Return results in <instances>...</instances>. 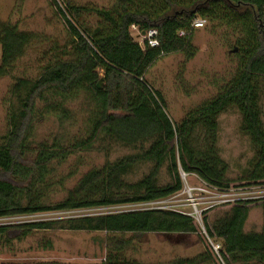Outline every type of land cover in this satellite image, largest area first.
Here are the masks:
<instances>
[{
    "label": "trees",
    "instance_id": "1",
    "mask_svg": "<svg viewBox=\"0 0 264 264\" xmlns=\"http://www.w3.org/2000/svg\"><path fill=\"white\" fill-rule=\"evenodd\" d=\"M52 5L64 21V38H44L0 18V77L11 76L14 81L7 132L0 138V219L166 200L183 190L182 173L228 189L233 181L227 179L229 166L220 157L218 119L231 109L241 115V131L254 151L243 186L264 184V0H113L106 9L68 2L65 11L54 0ZM87 16L96 20V26L92 28ZM198 17L236 45L238 63L215 98L174 123L163 95L147 75L170 55L184 54L187 61L195 57V31L185 37L179 33L190 32ZM133 26L141 34L157 30L160 46L142 48L132 35ZM30 52L36 62L18 69ZM101 80L104 86L98 89ZM79 101L88 107L79 116L80 126L71 107ZM51 119L60 131L53 139L38 142L37 122ZM103 142L140 151L114 163L107 161L83 175L64 200L47 204L46 188L55 165ZM141 164L152 166L149 174L136 183L126 182L124 177ZM163 168L171 183L159 186ZM255 205L264 206V200L239 202L212 222L207 216L210 210L205 212V234L192 217L157 209L73 219L67 229L105 234L106 264H143L129 257L128 251L136 252L134 239L148 234L179 239L201 235L221 243L225 264H264V233L244 230ZM55 224L2 226L0 238L14 231L23 236L49 231ZM214 260L208 248L197 257L169 264H213Z\"/></svg>",
    "mask_w": 264,
    "mask_h": 264
},
{
    "label": "rangeland",
    "instance_id": "2",
    "mask_svg": "<svg viewBox=\"0 0 264 264\" xmlns=\"http://www.w3.org/2000/svg\"><path fill=\"white\" fill-rule=\"evenodd\" d=\"M56 1V0H55ZM61 7L66 3L75 6H95L109 8L113 0H57ZM53 0H0V18L20 26L22 30L35 32L44 38H64L66 29L64 21L59 17L52 5ZM173 14V13H172ZM87 20L96 26V20L87 16ZM220 30L215 31L207 22L203 29H197L192 45L196 53L189 61L185 55L176 53L159 60L149 71L147 80L159 91L167 104V113L174 123H179L190 111L197 109L215 98L227 85L235 73L238 58L233 49L236 45L229 44ZM135 41L141 43V38L132 32ZM47 48V47H46ZM49 48V47H48ZM2 47L0 46V65ZM35 54L30 52L17 65L22 69L35 63ZM103 78V73L99 75ZM11 76L0 77V138L7 132L6 115L9 110V89L13 83ZM104 86V81L102 83ZM77 112L78 122L82 125V113L88 107L81 101L71 105ZM81 121V122H80ZM218 147L220 157L229 166L227 179L233 181L232 191L243 188L247 184L243 179L247 176L249 163L254 157L250 138L241 131L242 117L236 109L222 114L218 119ZM78 128V126H77ZM55 119L37 122L35 140L38 142L50 140L59 132ZM140 150L125 147L114 142L98 143L96 148L80 151L68 158L64 163L55 165L54 173L46 188L47 204H57L64 200L81 177L94 169H100L106 162L114 163ZM150 164L138 165L134 171L124 177L128 183H136L149 174ZM159 186L171 183L167 169L160 172ZM184 181V180H183ZM190 186H199L200 180L195 176H187ZM184 181V186H185ZM40 184H37L38 187ZM258 192L249 200H264V184L252 185ZM249 187V188H250ZM189 196L178 198L185 212H188ZM233 205L225 204L212 208L207 216L212 222L216 217L230 210ZM145 204L124 205L113 208H94L69 212H44L29 216L0 219L2 226H19L39 222H55L52 230L33 232L23 236L22 232H11L0 238V264H106L107 245L105 234L87 231H71L67 222L73 219L118 213L133 210H145ZM198 225V224H197ZM199 226V225H198ZM200 227V226H199ZM245 232L264 233V206L255 205L249 210ZM133 250L128 256L143 264H169L180 258H194L204 254L209 248L204 236L193 235L185 238L148 234L139 236L133 241ZM213 264H222L214 260Z\"/></svg>",
    "mask_w": 264,
    "mask_h": 264
},
{
    "label": "built area",
    "instance_id": "3",
    "mask_svg": "<svg viewBox=\"0 0 264 264\" xmlns=\"http://www.w3.org/2000/svg\"><path fill=\"white\" fill-rule=\"evenodd\" d=\"M55 1V0H54ZM57 1V0H56ZM55 1V2H56ZM56 4L58 7H60L63 11H65V8L61 7L57 2ZM262 20H263V30H264V7L262 11ZM207 25V21L202 18H196L193 20L191 24V30L190 32L182 31L179 33V37H185L190 35L193 31H196L197 29H203ZM132 32H135L139 38H141V43L139 42L140 46L144 48L145 46L150 48H158L160 46L159 41L157 39L158 37V31L153 29L149 30L148 32H144L141 34L137 27L133 26ZM182 180L185 181V186L183 190L172 197L157 201L153 203L145 204L148 208L147 209H157V210H165V211H173V212H179L183 213L185 215H188L192 217L196 224L200 226V228L203 230V234H205V230L203 228V215L205 212L211 210L214 207H217L219 205H225V204H232L233 206L239 202L246 201L252 195L258 193L255 192L254 187L250 186H241L243 188L236 189L232 191V187L228 189H219L217 187L208 185L206 183H203L200 181L199 186H190L186 182L187 175L182 173L181 174ZM183 181V182H184ZM250 187V188H249ZM259 193H264V191H260ZM188 195L189 196V203L191 209L188 212H185L183 209V205L179 204L178 198L181 195ZM261 198H264L262 196ZM146 210V209H145ZM208 244H209V250L214 256V259L218 262H221L222 264H225L222 256V245L219 242H213L210 239L207 238Z\"/></svg>",
    "mask_w": 264,
    "mask_h": 264
},
{
    "label": "water",
    "instance_id": "4",
    "mask_svg": "<svg viewBox=\"0 0 264 264\" xmlns=\"http://www.w3.org/2000/svg\"><path fill=\"white\" fill-rule=\"evenodd\" d=\"M144 34H145V33H143V35H144ZM103 81H104V80H101V81L99 82V84H98V86H97V87H98V89H101V88H102V86H101V85H102Z\"/></svg>",
    "mask_w": 264,
    "mask_h": 264
},
{
    "label": "crops",
    "instance_id": "5",
    "mask_svg": "<svg viewBox=\"0 0 264 264\" xmlns=\"http://www.w3.org/2000/svg\"><path fill=\"white\" fill-rule=\"evenodd\" d=\"M247 223V222H246ZM245 227H246V224H245ZM245 227H244V230H245Z\"/></svg>",
    "mask_w": 264,
    "mask_h": 264
}]
</instances>
